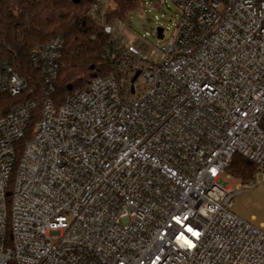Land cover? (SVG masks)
Returning <instances> with one entry per match:
<instances>
[{
	"label": "built area",
	"instance_id": "1",
	"mask_svg": "<svg viewBox=\"0 0 264 264\" xmlns=\"http://www.w3.org/2000/svg\"><path fill=\"white\" fill-rule=\"evenodd\" d=\"M175 1L158 59L95 2L126 52L60 105L64 38L34 50L43 99L22 148L37 104L0 115V264H264V229L232 211L244 190L226 171L239 153L264 180V0ZM27 88L0 61V96Z\"/></svg>",
	"mask_w": 264,
	"mask_h": 264
},
{
	"label": "trees",
	"instance_id": "2",
	"mask_svg": "<svg viewBox=\"0 0 264 264\" xmlns=\"http://www.w3.org/2000/svg\"><path fill=\"white\" fill-rule=\"evenodd\" d=\"M98 0H0V61L12 66L28 81V88L19 96H0V115L20 102L34 101L26 136L18 143L22 148L34 134L43 99L42 67L33 58L34 50L62 36L64 46L58 75L51 96L57 105L74 92L89 88L96 75H106L117 69L118 59L126 52L124 39H114L92 14ZM113 10L106 13L109 24L128 26V16L142 7L141 0H112ZM231 177L249 183L257 166L239 153L228 164ZM12 185L9 187L11 190ZM12 245L10 226L6 246Z\"/></svg>",
	"mask_w": 264,
	"mask_h": 264
},
{
	"label": "rangeland",
	"instance_id": "3",
	"mask_svg": "<svg viewBox=\"0 0 264 264\" xmlns=\"http://www.w3.org/2000/svg\"><path fill=\"white\" fill-rule=\"evenodd\" d=\"M142 7L128 16V38H138L137 45L149 59H158V50L172 39L181 17L175 0H141ZM164 29V36L158 38L157 28ZM139 83H143L139 79ZM233 190L242 188L233 204L232 211L239 217L264 229V180L253 185L250 181L243 188L241 181L231 177L227 180Z\"/></svg>",
	"mask_w": 264,
	"mask_h": 264
},
{
	"label": "water",
	"instance_id": "4",
	"mask_svg": "<svg viewBox=\"0 0 264 264\" xmlns=\"http://www.w3.org/2000/svg\"><path fill=\"white\" fill-rule=\"evenodd\" d=\"M75 3H78L80 0H73ZM164 29L161 28V27H158L157 28V32H156V35L158 38H162L164 36V33H163ZM138 77V73L135 74V76L133 77V81H135Z\"/></svg>",
	"mask_w": 264,
	"mask_h": 264
}]
</instances>
